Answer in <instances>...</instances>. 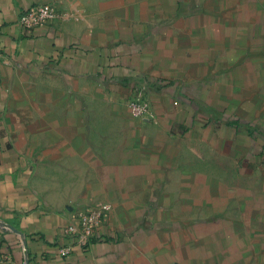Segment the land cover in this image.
I'll use <instances>...</instances> for the list:
<instances>
[{
	"label": "crops",
	"instance_id": "0c3cea01",
	"mask_svg": "<svg viewBox=\"0 0 264 264\" xmlns=\"http://www.w3.org/2000/svg\"><path fill=\"white\" fill-rule=\"evenodd\" d=\"M36 3L58 17L20 26ZM0 23V264H264V0H0Z\"/></svg>",
	"mask_w": 264,
	"mask_h": 264
},
{
	"label": "built area",
	"instance_id": "2783aa9c",
	"mask_svg": "<svg viewBox=\"0 0 264 264\" xmlns=\"http://www.w3.org/2000/svg\"><path fill=\"white\" fill-rule=\"evenodd\" d=\"M58 17L56 8L51 3H36L25 8L19 15L18 23L25 28H35L54 21ZM1 26V23H0ZM128 108L135 116L151 114L150 105L145 97L129 100ZM109 203L88 206L78 213H73L64 233L69 242L60 248L61 254H69L75 245L87 247L96 235L97 228L107 220Z\"/></svg>",
	"mask_w": 264,
	"mask_h": 264
}]
</instances>
